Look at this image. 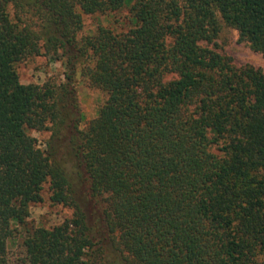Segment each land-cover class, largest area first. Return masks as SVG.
Returning a JSON list of instances; mask_svg holds the SVG:
<instances>
[{"label": "trees", "instance_id": "1", "mask_svg": "<svg viewBox=\"0 0 264 264\" xmlns=\"http://www.w3.org/2000/svg\"><path fill=\"white\" fill-rule=\"evenodd\" d=\"M123 5L126 30L78 36ZM217 12L264 56V0H0V264L45 182L73 213L27 228L20 264H264V71L207 45ZM40 53L63 81H19ZM78 73L105 94L85 125Z\"/></svg>", "mask_w": 264, "mask_h": 264}, {"label": "rangeland", "instance_id": "2", "mask_svg": "<svg viewBox=\"0 0 264 264\" xmlns=\"http://www.w3.org/2000/svg\"><path fill=\"white\" fill-rule=\"evenodd\" d=\"M216 15L220 28L214 41L207 45L215 48L223 56L230 57L232 64L236 67L251 64L264 71V56L253 50L247 41L241 40L237 30L225 23L218 12ZM82 22L83 26L78 36L94 33L99 25L109 27L117 32L126 30L131 25L129 5H123L119 10L107 13L82 14ZM15 70L19 81L22 83L42 84L47 79L60 83L64 80L65 67L61 58L40 53L24 56L15 64ZM75 87L80 108L84 115L83 124L85 125L96 114L100 103L105 98V94L100 89L88 86L79 73L76 75ZM26 132L36 139L39 148H45L48 131L27 128ZM50 193L49 183H43L41 199L30 204L26 225L18 226L14 236L7 241V264H20L23 255L21 241L27 228L31 229L36 226L51 227L72 216L73 209L68 205L52 202ZM101 259L105 264H124L120 254L108 244L104 246ZM95 264H100V259Z\"/></svg>", "mask_w": 264, "mask_h": 264}]
</instances>
